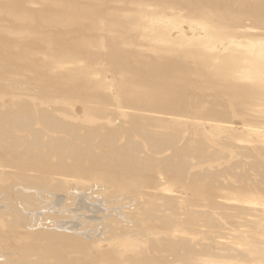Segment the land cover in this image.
<instances>
[{
	"label": "bare ground",
	"instance_id": "1",
	"mask_svg": "<svg viewBox=\"0 0 264 264\" xmlns=\"http://www.w3.org/2000/svg\"><path fill=\"white\" fill-rule=\"evenodd\" d=\"M0 48V81L84 118L0 104V264H264V127L215 114L264 105V0H0ZM187 85L216 101L189 116ZM207 128L246 136L249 174L208 169Z\"/></svg>",
	"mask_w": 264,
	"mask_h": 264
},
{
	"label": "rangeland",
	"instance_id": "2",
	"mask_svg": "<svg viewBox=\"0 0 264 264\" xmlns=\"http://www.w3.org/2000/svg\"><path fill=\"white\" fill-rule=\"evenodd\" d=\"M34 7V6H33ZM35 8V7H34ZM152 8H154V7H152ZM151 8V9H152ZM147 9H150V8H147ZM145 14L146 13H149V12H144ZM143 13V14H144ZM159 17V16H158ZM158 17H155L154 16V18H158ZM6 23V22H5ZM8 23V22H7ZM6 23V24H7ZM184 28H187V27H184ZM185 30V29H184ZM186 31V30H185ZM185 31H184V34L186 35V37H189L190 35H191V32L190 33H188L189 31H188V28H187V31H186V33H185ZM196 31V30H195ZM197 32V31H196ZM195 32V33H196ZM198 33V32H197ZM188 34H189V36H188ZM197 35V34H196ZM196 35H194V36H196ZM198 36H200V37H202L201 35H197L196 37L197 38H199ZM190 37H192V36H190ZM196 37H194V38H196ZM237 37V36H236ZM235 37V38H236ZM238 38H239V36H238ZM139 39H141V38H139ZM231 39H233V38H231ZM237 39V38H236ZM235 39V40H236ZM239 39H241V37L239 38ZM237 40V43L240 41V40ZM244 39V41H242ZM239 43L241 44V43H245V38H243ZM142 41H143V39H141ZM234 40V39H233ZM234 40V42H236ZM226 41H229V38L228 39H226ZM157 43V42H156ZM0 49H2V51L4 50V48H0ZM7 49V48H6ZM6 49L2 52L3 54H4V52L6 51ZM1 51V50H0ZM8 52V53H7ZM3 54H1L0 56L1 57H5V56H3ZM7 54H9V50H7L6 51V54L5 55H7ZM41 54V52H39V54H38V57H36V59H39L41 56H42V54ZM44 53H43V58L41 59H39V60H41V61H43L44 59H45V61H47V57L45 56L44 57ZM104 63V62H103ZM103 63H101V64H103ZM11 66V65H10ZM101 66H103V65H101ZM99 67V68H102V67ZM12 68H14L13 67V65L11 66ZM11 69V68H10ZM51 69V68H50ZM49 69V70H50ZM54 69H52L51 71H53ZM98 70V72L97 73H100V71H101V73H100V76H98V74H95V72ZM97 70H93V73H94V77H93V74H92V77L93 78H95L94 79V81L98 78V77H102V79L100 78V79H98V80H96V81H99V80H104V81H106V82H108V79L110 80V78H109V76L110 75H105V74H103L102 73V70H99V69H97ZM50 71V72H51ZM55 71V70H54ZM57 71V70H56ZM60 71H57V72H55V73H59ZM105 72V71H104ZM241 71H237V75L236 76H238L239 75V73H240ZM3 73V72H2ZM1 72H0V74H2ZM51 73H53V74H55L54 72H51ZM106 73V72H105ZM108 74V73H107ZM3 75V74H2ZM95 75H97V77H95ZM103 75V76H102ZM104 75L106 76V78L104 77ZM27 76V75H26ZM26 76H24V78L26 77ZM29 76V77H28ZM27 77L28 78H30V76H31V79H28V78H25L24 80H23V78L21 77V79H20V77H19V80L17 81L18 83H16V77L14 78V77H11V76H8L9 78V80L8 81H0V83L2 82L4 85H5V83H7L5 86L3 85V84H1L2 86H0L1 87V90H2V88L5 90H2V91H4V92H2V91H0V93L2 92V93H4L3 95H2V93L0 94V104H1V106H7L8 104H12L15 100H18L19 98H21V99H27L28 98V100H31V99H33L35 102H36V104L39 106H41L43 109H45L46 111H48V112H52V113H54L57 117H59V118H61V117H66V116H68V117H70V118H72V117H74L75 119H84V118H81V116H82V108H83V103H79L78 101H76L77 103H79V105H77V104H75V103H73L72 104V102L71 101H68L67 99L64 101V102H60V101H55V100H50L49 98H47V99H44V96L42 95V94H40L41 93V91H43V89H41L42 87L40 86V85H37V83L39 82V79H38V77L36 76V77H33L32 75H28ZM91 76V75H90ZM5 77V76H4ZM3 76L1 77L0 76V79L1 78H4ZM108 77V78H107ZM6 79L5 80H7V77H5ZM14 79V81L12 82V81H10V79ZM34 78V79H33ZM40 78V77H39ZM93 78H91V79H93ZM11 79V80H12ZM33 79V81H34V83L35 84H31V83H33V81H31ZM35 79H38V80H36L37 81V83H36V81H35ZM2 80H4V79H2ZM19 81H22L21 83H19ZM23 81H25L24 83H23ZM41 81V80H40ZM28 82V83H27ZM29 82H30V84H29ZM10 83H11V86H10ZM15 83V84H14ZM23 83V84H22ZM13 84V85H12ZM22 84V85H21ZM7 85H9V89H7L8 88V86ZM16 85H19V86H16ZM199 86H201L200 84H197V87H199ZM11 87V88H10ZM19 87V88H18ZM110 87V86H109ZM108 87V88H109ZM186 87V89H185V91H186V93L185 94H187V91H188V93H189V96L188 95H186V96H188L189 97V99H192L193 97H194V99L192 100V101H190V100H188V98H187V104H188V106H187V104H185L186 102H184V105H186L187 106V110H185V113L187 114V113H189L191 110H190V106L189 105H191L192 104V106H193V101H195V103H197V104H199V103H201V102H198L199 100H200V96H203L204 94H206V95H204L203 97H201V98H205V100L206 101H204V102H202V104H203V106H208V104L210 103V104H214V102L216 101V100H214L213 98H217L216 96H217V94H213L212 93V91H205V93H203L202 94V92H201V94L202 95H199L200 93H195V86H185ZM12 88H16V90H18V91H14V90H11ZM9 90L8 92L10 93V90H11V92H12V94L11 95H14V92H15V95L14 96H11L8 92H7V90ZM109 89H112V88H109ZM182 89V88H181ZM183 89H184V87H183ZM107 91H109V93H111L110 92V90H108L107 89ZM182 91V90H181ZM184 91V92H185ZM214 92V91H213ZM43 93V92H42ZM195 94V95H194ZM197 94V95H196ZM43 96V98H42V96ZM199 95V96H198ZM215 95V96H214ZM186 96H185V98H186ZM198 96V97H197ZM208 96V97H207ZM41 97V98H40ZM221 101H219V104H221V103H226V99L227 98H223V97H221ZM202 100V99H201ZM204 100V99H203ZM71 102V103H70ZM189 102V103H188ZM190 102H192V103H190ZM194 103V104H195ZM75 104V105H74ZM89 104V103H88ZM87 104V105H88ZM91 104V103H90ZM89 104V105H90ZM204 104H206V105H204ZM77 105V106H76ZM88 105V106H89ZM90 106H92V104L90 105ZM185 106V107H186ZM202 106V105H201ZM206 106V107H207ZM209 106H211V105H209ZM77 107H82L81 109H79V108H77ZM189 107V108H188ZM184 108V107H183ZM203 109H205L204 107H202ZM201 108V109H202ZM188 109H189V111H188ZM200 109V110H201ZM202 109V111H204ZM184 111V110H183ZM186 111H188V112H186ZM81 112V113H80ZM227 112V111H226ZM203 112H200V113H198V115H197V118L198 119H202V116H203V114H202ZM224 113V112H223ZM223 113H215L216 115H217V117H216V119H219L220 121H223L222 123H225V124H229L230 126H232V128H235L236 126H243V125H246V126H255V127H264V105H261V104H258V105H254V106H252L249 110H247V113H248V117H245V116H242V115H240L239 113H229V114H223ZM201 114H202V116H201ZM189 116H190V113H189ZM199 116V117H198ZM204 117V116H203ZM196 117L195 118H193L194 120H192V119H190V120H192L193 122H197L198 121V119H197ZM247 118H253V119H247ZM115 124H117L118 123V121H115L114 122ZM151 129L153 130V131H156V132H158L159 130H163V127H159V126H157V125H154L153 127H151ZM207 134H208V137H207V139H206V141H220V142H222V143H227L228 145H227V147L224 149V150H222L221 152L223 153V154H219V157H218V161L217 160H215L214 162H212L209 166H208V169H210V170H212V169H214L216 166H217V170H224V169H226V168H229V167H232V165L235 163V161H237L238 163H237V165L235 166V168H234V170H235V172L236 173H245V174H249L250 172H251V168H250V164H249V162L248 161H246L245 159H241V160H239V157L240 156H238V152H237V150H236V148L234 147L235 145L237 146V142L239 141V140H242V138L243 137H246L245 135L243 136L241 133H238V132H236V131H230L229 129H224L223 131H216V132H213V131H209L208 130V128L207 129H205L204 130ZM184 134H186L187 133V130H184V132H183ZM245 139V138H244ZM249 139V138H248ZM256 143V142H255ZM255 143L253 144V146L251 145V147H253V148H255L256 147V145H257V143H256V145H255ZM259 143V142H258ZM255 145V146H254ZM261 145H263V144H261V143H259L258 144V146L255 148V151H254V149H252L251 147H250V149H252L253 150V152H254V154L255 155H258L260 152H262V150H263V147H264V145H263V147L261 146ZM260 148V150L259 151H257V149H259ZM209 149H210V152H212V151H214V148H212V147H208ZM246 148H244V150H245ZM248 149V148H247ZM250 149H249V151H250ZM142 150V149H141ZM140 150V151H141ZM140 151L139 152H137V150H136V152H132L133 153V155L135 154V153H137L135 156L137 157L138 156V158H139V154L140 155H142L143 154V156H145L144 155V153L142 152V153H140ZM252 152V151H251ZM255 152H257V153H255ZM259 152V153H258ZM131 153V154H132ZM263 153V152H262ZM261 154V153H260ZM259 154V157L261 156V158L262 157H264V154H261L260 155ZM263 155V156H262ZM140 158H141V156H140ZM132 159V158H131ZM263 159V158H262ZM239 160V161H238ZM147 161H148V164H149V161H150V159H146V163H147ZM219 163V164H218ZM133 207V206H132ZM129 209H131V207L129 208ZM133 209V208H132ZM42 213V215L43 214H45V212L44 211H42L41 212ZM42 215H34V216H39V218H40V216H42ZM60 218H63V219H67V217H64V216H61ZM98 219H96V221H95V219L93 220L94 221V225L97 223L98 224V226H97V224H96V229H99V226L101 225V224H99V222L97 221ZM83 221V220H82ZM81 221V222H82ZM70 222V221H69ZM71 222H74L75 224L76 223H78V221L77 220H75V221H71ZM70 222V223H71ZM80 222V221H79ZM84 222V221H83ZM49 223V221L48 222H46V225ZM86 223L88 224V225H90L89 224V222L88 221H86ZM73 224V223H72ZM87 224H85V226H87ZM125 224V223H124ZM93 225V226H94ZM89 227H91V226H89ZM95 228V226L93 227V229ZM100 228H101V226H100ZM65 230H67V229H65ZM58 231H64V230H59L58 229ZM88 232H90V230L88 229ZM237 246V245H236ZM236 246H234V247H236ZM241 248L243 247V246H240ZM245 247V249H246V246H244ZM240 249V248H239ZM244 248H242V250H243Z\"/></svg>",
	"mask_w": 264,
	"mask_h": 264
}]
</instances>
